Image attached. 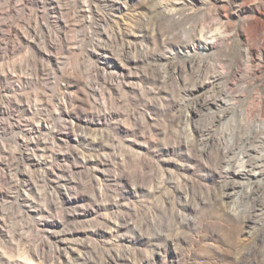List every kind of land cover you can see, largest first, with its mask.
<instances>
[{
	"label": "rangeland",
	"instance_id": "rangeland-1",
	"mask_svg": "<svg viewBox=\"0 0 264 264\" xmlns=\"http://www.w3.org/2000/svg\"><path fill=\"white\" fill-rule=\"evenodd\" d=\"M61 2L60 17L47 0L8 17L29 34L33 11L45 55L0 60L20 86L0 84V251L21 264H264V0ZM62 93L95 145L30 142V122L65 125ZM51 166L66 173L50 181Z\"/></svg>",
	"mask_w": 264,
	"mask_h": 264
},
{
	"label": "bare ground",
	"instance_id": "bare-ground-1",
	"mask_svg": "<svg viewBox=\"0 0 264 264\" xmlns=\"http://www.w3.org/2000/svg\"><path fill=\"white\" fill-rule=\"evenodd\" d=\"M28 1L34 5H39V4H43V1H46V0H0V28L3 29V28H7L8 31L6 33H0L2 35L1 37V41H0V60L1 59H7L9 58L11 55H13L15 52H19V51H22L25 47L27 48H32L36 53H38L39 55H42L44 56L45 53L43 51H41L38 46H37V31H38V27L37 25H35V23H37V21L35 23H33V14H32V8L29 10H31L29 12V18H28V21H27V28L29 30V34H26L24 32H21L18 28V30H16V26H14L13 23H11L8 19V17H10V15H12L14 12H18L20 9L21 10H26L25 8V5L28 3ZM48 1V5H49V8L54 12L56 13L57 17L61 16L62 15V2L61 0H47ZM29 3V4H30ZM41 4V5H42ZM78 7L80 9V11L78 12H81V13H84L85 12V8H84V5L83 3L81 2H78ZM43 6V5H42ZM34 9V8H33ZM28 10V11H29ZM28 14V13H27ZM19 15V14H18ZM85 15V14H84ZM63 16V15H62ZM82 17V16H81ZM35 18H38V17H35ZM41 18V17H40ZM83 18V17H82ZM23 21V20H22ZM24 22V21H23ZM26 24V23H25ZM43 26V25H42ZM24 27V26H23ZM0 29V30H1ZM24 31V30H23ZM10 32H15L16 35H17V40L14 41V40H11V37H10ZM21 32V33H20ZM39 32V31H38ZM42 32V31H41ZM46 33V32H45ZM42 34V33H41ZM14 37H15V34H13ZM43 37V36H42ZM41 38V37H40ZM39 40V39H38ZM57 40V39H56ZM44 42V41H42ZM41 42V43H42ZM47 46L48 47H52L54 46V40L51 39V36L49 35L48 33V36H47ZM57 42V41H56ZM39 43V42H38ZM56 44V43H55ZM202 44V45H201ZM201 47L203 48H207V43H201ZM57 45V44H56ZM211 45V44H210ZM46 46V47H47ZM53 48H56V47H53ZM201 48V49H202ZM33 65V64H32ZM40 71H44V68L41 67L39 69ZM38 72V71H37ZM35 73V72H34ZM38 74V73H37ZM0 84L2 85L3 89L4 90H19L20 89V86L17 84V82L15 81L14 79V76L7 70L6 72H2V74L0 75ZM21 85V84H20ZM70 94V93H69ZM68 93H62V100L60 99L59 101V105H58V113L63 116V122L65 125H63L62 127H58L56 128L55 130H50V128L44 124L43 122H37V123H32L30 122L27 126H28V129H29V132H32L35 136L30 139V142L33 143L34 141L36 142V145H43V149L46 150V151H49V152H54L55 153V150L53 149L54 147H52V144L47 146L45 144V142H42L41 144V140H40V135L42 133H45L47 132L50 137H51V140L53 141L52 143H57V144H62V143H65V142H68L69 140H71L72 138V135L75 136L74 139L77 141H89V143L91 144V146L95 145V139H88L87 137L85 136H78L76 134H74L75 132V129H77V127L75 125H73V123H68L71 119V116H70V112L68 111V108H69V105L70 103L72 102V98L71 96L69 95ZM60 95V96H61ZM10 102V101H9ZM8 102V103H9ZM11 104V103H10ZM14 106V105H13ZM17 106V105H16ZM19 106V105H18ZM17 108V107H16ZM21 108V107H20ZM19 108V109H20ZM18 109V108H17ZM26 110V109H25ZM7 112L6 109H1L0 108V113L1 114H5ZM8 123V122H6ZM18 129L21 131V124L16 122L15 124L14 123H11L7 126L3 125L2 127V130L5 132L6 129ZM42 136V135H41ZM40 141H39V140ZM34 142V143H35ZM25 145V142L24 140L22 139L21 140V136L18 138V146L20 148V156H21V146H24ZM3 150V149H2ZM41 150V149H40ZM43 151V150H42ZM33 152V151H32ZM51 153V155H52ZM4 154V152H3ZM11 154V153H10ZM54 155V154H53ZM9 156V155H8ZM7 156V158H8ZM62 158L65 157V155H62L61 156ZM6 158V159H7ZM15 158V157H14ZM14 158H12V160L14 161ZM22 158L23 160H25L26 162H28L30 165L32 166H35V167H40V166H47V165H50L49 163H47L46 161H40L39 159L36 158V156L34 154H32L29 150L25 149L23 150V153H22ZM1 159V157H0ZM1 161V160H0ZM5 161V159H4ZM1 163V162H0ZM5 165V164H4ZM53 165V164H52ZM60 169L61 168H56L55 166H51V170H49L48 172H45L46 176L50 179V181H54L55 179H58L59 178V173H66V172H60ZM18 175L21 177L22 176V180L24 181L25 185L27 187H31V182L29 181V179L27 178L26 176V172H21V170H19V172H17ZM43 174V173H41ZM246 171L242 170V171H237L234 173V175H241V176H244L246 175ZM1 175V173H0ZM3 176V175H2ZM41 176V175H40ZM16 177V176H15ZM2 180V179H0ZM13 179H10L8 176H4L3 177V181L9 183L12 185V187L14 189H18V191L20 192L19 194V198L26 200L27 199V196L25 194H23L21 196V185H20V188L19 185L16 183L14 184L12 182ZM64 180V179H63ZM65 181V180H64ZM73 181V180H72ZM4 182V183H5ZM19 182V181H18ZM3 183V184H4ZM57 184V183H56ZM67 184V183H66ZM50 185V184H49ZM51 186V185H50ZM69 186V185H68ZM20 189V190H19ZM64 189V188H63ZM15 190V191H16ZM24 190V189H23ZM66 191V190H65ZM24 193V192H23ZM67 193V192H66ZM29 194V193H28ZM0 195L1 196H5V197H8V194L3 192L1 189H0ZM62 196L63 198L67 201V200H70L67 198L66 194L62 193ZM61 196V197H62ZM51 202V201H50ZM72 203V202H71ZM32 204V203H31ZM39 206V205H38ZM24 208V207H23ZM37 209V208H36ZM45 210V209H44ZM43 209H40L39 212L40 213H43L44 212ZM46 211V210H45ZM83 211V210H82ZM48 212V211H47ZM94 212V211H93ZM79 214V213H78ZM38 215V214H37ZM67 215V214H66ZM40 219V218H39ZM41 220V219H40ZM47 222V221H46ZM39 223V221H38ZM53 223V222H52ZM36 224V223H35ZM116 228V227H115ZM9 241V240H8ZM5 242V240H4ZM11 242V241H10ZM9 244V243H8ZM2 248V247H1ZM5 251V250H4ZM37 253V252H35ZM32 257V256H31ZM0 264H21V258H14V257H8L5 253L1 252L0 251ZM23 264H35L33 260H30L28 261L27 263H23Z\"/></svg>",
	"mask_w": 264,
	"mask_h": 264
}]
</instances>
